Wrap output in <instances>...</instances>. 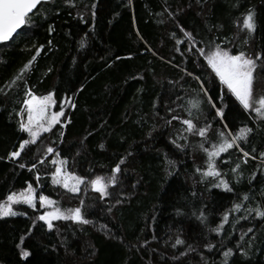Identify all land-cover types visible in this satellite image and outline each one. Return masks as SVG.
Masks as SVG:
<instances>
[{
  "label": "trees",
  "instance_id": "obj_1",
  "mask_svg": "<svg viewBox=\"0 0 264 264\" xmlns=\"http://www.w3.org/2000/svg\"><path fill=\"white\" fill-rule=\"evenodd\" d=\"M249 9L251 34L242 27ZM33 13L14 42L0 45V202L31 184L38 199L46 195L62 210L81 207L89 223L56 220L49 231L36 209L20 206L19 215L0 218V264H223L228 249V264H264V218L251 211L264 210V120L221 88L196 51L219 45L253 58L264 53V0H49ZM184 32L195 39L192 51ZM257 65L254 99L264 96V64ZM201 81L221 107L223 93V120L200 92ZM28 90L53 94L54 109L62 105L65 116L12 160L30 139L19 127ZM186 118L211 125L206 139L184 131ZM244 127L252 129L238 141L250 154L247 163L233 147L216 160L220 177H202L201 142L210 148L218 132ZM121 158L117 183L101 199L90 181L110 176ZM52 160H66L67 171L85 179L78 193L52 183ZM220 178L231 191L214 186Z\"/></svg>",
  "mask_w": 264,
  "mask_h": 264
},
{
  "label": "snow or ice",
  "instance_id": "obj_2",
  "mask_svg": "<svg viewBox=\"0 0 264 264\" xmlns=\"http://www.w3.org/2000/svg\"><path fill=\"white\" fill-rule=\"evenodd\" d=\"M48 2L49 0H0V45L7 46L8 42H14V38L22 34V32L18 30L31 25L32 15H30V13L35 15L36 13H33V10L37 9L38 5L44 7V5ZM68 2L71 4V0H68ZM242 27L246 29L249 34L255 31L256 24L254 21V12L251 9H249L243 16ZM49 30L51 31V28ZM181 31L183 32L184 29L181 28ZM184 35L187 38L188 43L192 45V47L188 50L192 51V48H195V39L188 32H184ZM177 42L182 43V41L179 40ZM81 47H84L83 40L81 41ZM196 51L201 56H204L207 66L211 69L212 73H214L215 78L218 79L221 88H226L227 93H230L232 97H235V100L239 102V105L245 112L252 111L257 117L264 120V96H261L258 99L253 98L254 72L258 66L257 61L264 64V53L256 54L255 58H253L252 56L247 55L244 51L232 54L230 50L221 48L219 45L215 46V50H211L207 53L202 48H197ZM39 53L40 49L38 48L32 59L29 60L28 63L20 70V74L13 78V81L11 82L12 84H15L17 80L23 79V73L29 68ZM195 79L198 81L200 80L199 77H195ZM199 90L207 98V102L212 106V108L215 109V115L223 120L225 118L224 108L226 107V105H224L223 93L217 97L221 105H223V107H221L218 106L212 96L208 94V90L202 81L200 82ZM26 96L28 98L22 102L24 105L22 112L26 111L27 120H21L19 127L22 132L28 134L30 139H23L19 144V149L10 153V159L12 160L20 158L21 153L24 152L26 146L30 143L34 144L42 132L51 131L54 126L61 124V117L65 116L62 105L59 111H50V109L56 104L53 94L50 93L46 96H37L33 94L31 90H28L26 92ZM65 102L69 103L67 100ZM189 103L192 105V108L199 107L198 102L192 103V101H189ZM72 107H74V105H72ZM188 115L191 117V109L188 110ZM177 119L180 118L176 116L172 117V120ZM168 123H171V121H168ZM181 123L186 126L184 131L189 134L199 135L205 139L208 128L211 127L210 124H206L204 127H197L192 118L181 119ZM224 127L227 128V125ZM251 131L252 129L247 127L239 129L236 134H233L230 131L227 133L220 131L217 133L218 142L213 143L210 148L205 147L204 142H201L199 147L206 153L207 156V170L201 172L200 169H197L198 172H201L202 177H220L221 174L216 168V160L220 157L221 153H225L233 147L238 148L243 153V157H249V152L244 151L238 141H246L248 134ZM173 143L177 148H182V145L177 144L175 140ZM101 148H103V145H101ZM53 152L54 149L52 147L47 148V153L51 154ZM56 155L58 156L59 153H56ZM260 155L261 158L264 159V153H261ZM43 162V159L39 161V163ZM51 162L54 165L57 164L56 160H52ZM123 163L124 159L121 158L112 169L111 175L107 178L97 175L90 181L92 190L99 193L101 199L109 195V186L116 185L118 179L117 174L121 172L120 165ZM167 163L172 165L174 162L167 160ZM244 163H247V159L244 160ZM66 165V160H60L59 166L55 168V172L52 174V183L61 185L69 192L78 193L80 191V185L85 183V179L67 171ZM18 166L23 169L26 165L24 163H20ZM35 167L36 165L33 164L29 170L31 171L32 169H35ZM239 167L240 165L237 164L233 171L235 172L239 169ZM37 180H39L38 174ZM221 185L226 191L232 190L229 186V182L223 178H220L219 182L214 184L216 187ZM36 199V192L31 184L28 185L26 190L21 191L18 194L15 192L8 194L6 199L3 202H0V218L18 215V212L13 209V205L16 204H24L35 208ZM244 199H248L247 195ZM39 203L41 207L47 206L51 208L50 211L45 212L37 218L47 225L49 231L53 229V221L56 220H71L75 223L81 224L89 223V220L85 219L82 215L81 207L62 210L60 207L56 206V201L42 194L39 195ZM81 205H83V201H81ZM240 208V204L235 205V209L237 211H239ZM251 211H255L257 217L264 218V210L257 208ZM227 221L228 216L225 215L224 222L226 223ZM222 228L223 224L215 229V231L219 234ZM248 231L250 232L252 229L249 228ZM241 239H243V236ZM21 243H23V237H21ZM182 243L183 241L180 239L176 240L177 245ZM208 247L211 249L212 245H209ZM232 254V249H228L223 253L225 258L223 264H228V258ZM241 254L243 255L244 253L242 252ZM21 256L22 258H27L29 256V252L21 249Z\"/></svg>",
  "mask_w": 264,
  "mask_h": 264
},
{
  "label": "rangeland",
  "instance_id": "obj_3",
  "mask_svg": "<svg viewBox=\"0 0 264 264\" xmlns=\"http://www.w3.org/2000/svg\"><path fill=\"white\" fill-rule=\"evenodd\" d=\"M206 61V60H205ZM28 98V97H27ZM50 111H58V110H55L54 109V107H52L51 109H50ZM63 117H61V119H62ZM27 120V117H26V119H25V121ZM42 133H45V132H42ZM41 133V134H42ZM40 134V135H41ZM239 152V151H238ZM240 153V152H239ZM242 153V152H241ZM243 159H245V157H243ZM242 159V161L244 162V160ZM57 166H59V162L57 161V164L55 165V167H57ZM55 185H58V184H55ZM21 192V191H20ZM20 192H15V193H20ZM39 201V199L37 198L36 199V204H37V202ZM20 206H27V205H24V204H16V205H13V209L15 210V211H17V209L18 208H20ZM27 207H29V206H27ZM29 208H31V209H33V210H37L39 213H38V216H40V215H42V214H44L45 212H47V211H50L51 210V208H49V207H47V206H45L44 208L43 207H41V205H39V207L38 206H36L35 208H32V207H29ZM20 213L18 212V215H19ZM17 216V215H16ZM43 222V221H42ZM44 223V222H43ZM47 226V225H46Z\"/></svg>",
  "mask_w": 264,
  "mask_h": 264
},
{
  "label": "water",
  "instance_id": "obj_4",
  "mask_svg": "<svg viewBox=\"0 0 264 264\" xmlns=\"http://www.w3.org/2000/svg\"><path fill=\"white\" fill-rule=\"evenodd\" d=\"M37 7H38V6H37ZM34 10H35V9H34ZM34 10H33V11H34ZM30 14H31V13H30ZM18 31H20V30H18ZM8 43H9V42H8ZM233 98L235 99V97H233ZM237 102H238V101H237ZM238 103H239V102H238Z\"/></svg>",
  "mask_w": 264,
  "mask_h": 264
}]
</instances>
